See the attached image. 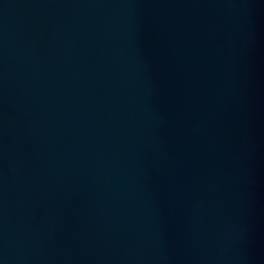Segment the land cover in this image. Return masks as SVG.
Returning a JSON list of instances; mask_svg holds the SVG:
<instances>
[{"label": "water", "instance_id": "water-1", "mask_svg": "<svg viewBox=\"0 0 264 264\" xmlns=\"http://www.w3.org/2000/svg\"><path fill=\"white\" fill-rule=\"evenodd\" d=\"M0 264H264V0H0Z\"/></svg>", "mask_w": 264, "mask_h": 264}]
</instances>
